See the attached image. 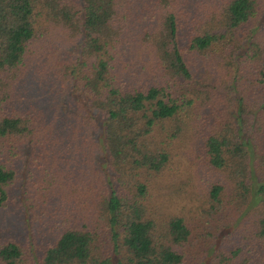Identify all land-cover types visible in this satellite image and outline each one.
Returning a JSON list of instances; mask_svg holds the SVG:
<instances>
[{
	"label": "trees",
	"instance_id": "trees-1",
	"mask_svg": "<svg viewBox=\"0 0 264 264\" xmlns=\"http://www.w3.org/2000/svg\"><path fill=\"white\" fill-rule=\"evenodd\" d=\"M263 9L0 0V209L26 153L29 223L0 239V264H264ZM184 133L215 176L202 245L152 205Z\"/></svg>",
	"mask_w": 264,
	"mask_h": 264
},
{
	"label": "rangeland",
	"instance_id": "rangeland-1",
	"mask_svg": "<svg viewBox=\"0 0 264 264\" xmlns=\"http://www.w3.org/2000/svg\"><path fill=\"white\" fill-rule=\"evenodd\" d=\"M259 28H264V9L259 21ZM95 115V110L91 111ZM99 123V113L95 115ZM100 129L96 130L93 135L99 139ZM185 134V138L177 142L178 148L175 152L173 163L166 171L165 176L161 177L157 184H153V211L157 204L161 207L163 214H179L185 216L192 230V235L201 240V245L210 243L212 238L207 235L208 230H214L211 222L205 223L208 217L204 214V194L205 186L214 178V174L202 165L199 159L197 146L194 145L190 134ZM22 154L18 158L19 172L22 175L27 158ZM96 165L100 168L107 169V158L103 150L95 154ZM106 161V163H105ZM19 174V178L13 185L14 200L0 209V239L15 237L25 240L24 235L28 234L29 223L27 222L28 212L19 197V193L24 186V177ZM24 175V174H23ZM158 181V180H157ZM156 182V181H154ZM160 213V212H158ZM209 239V240H208ZM260 252L264 251L262 244L256 242ZM200 252L196 248V253Z\"/></svg>",
	"mask_w": 264,
	"mask_h": 264
}]
</instances>
